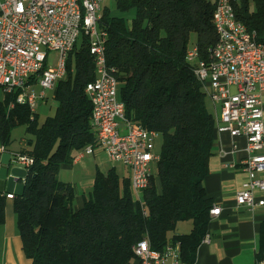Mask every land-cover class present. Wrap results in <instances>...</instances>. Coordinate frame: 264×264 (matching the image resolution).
<instances>
[{
	"label": "trees",
	"instance_id": "obj_1",
	"mask_svg": "<svg viewBox=\"0 0 264 264\" xmlns=\"http://www.w3.org/2000/svg\"><path fill=\"white\" fill-rule=\"evenodd\" d=\"M129 22L103 8L101 27L108 32L107 56L120 81L119 99L127 117L163 136L161 160L143 201H136L130 178L116 168L96 172L93 192L75 209L73 185L63 182V165L96 144L87 85L96 67L81 37L70 53L66 77L55 91L56 115L41 125L37 113L12 96L0 102V136L5 146L12 131L25 126L31 138L20 149L33 163L26 167L21 194H13L23 250L31 264H138L135 247L148 240L163 252L180 245L181 259L194 264L207 237L214 201L205 179L214 156L216 122L206 93L187 59L192 35L207 61L218 37L215 4L208 0H114ZM236 17L264 44V0H231ZM75 66V67H74ZM13 108H10L11 104ZM31 143V145H30ZM7 194L0 191V224L6 220ZM191 221L192 231L177 232ZM264 253V221L260 257Z\"/></svg>",
	"mask_w": 264,
	"mask_h": 264
},
{
	"label": "built area",
	"instance_id": "obj_2",
	"mask_svg": "<svg viewBox=\"0 0 264 264\" xmlns=\"http://www.w3.org/2000/svg\"><path fill=\"white\" fill-rule=\"evenodd\" d=\"M104 1L0 0V96L2 100L12 96L36 113L38 102L46 100L47 93L66 77L69 55L84 35L96 67V79L87 85L86 94L97 140L79 157L103 150L111 162L129 170L132 193L142 202L161 160V133L130 120L119 99L120 81L107 56L108 32L101 27ZM208 1L215 4L217 43L207 61L197 46L188 50L187 59L212 101L217 131L247 140L242 163L247 179L236 200L255 210L264 207L263 43L258 38L257 44L247 40L246 25L237 19L231 0ZM52 53L56 58L51 61ZM16 161L25 168L33 163L19 152ZM221 212L214 205L210 214L217 217ZM135 255L138 264H187L179 244L160 252L144 240L135 247Z\"/></svg>",
	"mask_w": 264,
	"mask_h": 264
},
{
	"label": "crops",
	"instance_id": "obj_3",
	"mask_svg": "<svg viewBox=\"0 0 264 264\" xmlns=\"http://www.w3.org/2000/svg\"><path fill=\"white\" fill-rule=\"evenodd\" d=\"M55 91L56 89L49 92L55 93ZM262 102L264 109V95ZM25 144L24 141L21 145L25 146ZM20 149L11 152L10 163L16 162V155ZM7 150L3 144L0 149V166L2 156L8 152ZM214 151L209 174L205 179V187L214 205L220 206L222 212L219 216L212 217L207 241L200 245L194 264H260L264 262V253L262 257L259 255L264 207L250 210L248 207L240 206L236 200L238 192L247 179L242 165L247 157V140L244 137H232L229 133H219L216 128ZM79 156L78 153L73 164L66 167L71 169L79 165L81 168L86 167L84 161L87 156L101 158L103 163L110 161L101 149H95L91 155ZM11 166L12 164L8 166L6 181L1 179L0 174V191L7 195L18 193L10 190ZM24 178H17L16 181L23 183ZM85 199V196L76 194L75 209H81ZM192 228L193 224L187 227V230L177 232L187 234L192 231ZM0 264H31L23 250L13 199L7 200L6 220L4 224H0Z\"/></svg>",
	"mask_w": 264,
	"mask_h": 264
},
{
	"label": "rangeland",
	"instance_id": "obj_4",
	"mask_svg": "<svg viewBox=\"0 0 264 264\" xmlns=\"http://www.w3.org/2000/svg\"><path fill=\"white\" fill-rule=\"evenodd\" d=\"M250 8L251 10L255 9V3L254 0H250ZM107 7L110 9V12L113 16L123 18L127 21H131L135 16V11L130 12H123L116 8L115 1L114 0H105L103 4V8ZM196 43V35H192L191 41L189 44V49H192L195 46ZM81 42L79 43V46H81ZM56 58V54L52 53L50 60H54ZM75 67V66H74ZM40 90V89H39ZM46 100H40L37 104L36 113L39 117V123L42 125L44 121L48 117H53L56 115L57 108L59 106L56 98L55 93L48 92L47 93ZM2 101V96H0V102ZM206 102L209 112H214L213 104L209 96H206ZM31 138V135L27 133V129L25 126H19L16 127L10 136V141L7 144V153H5L2 156L1 166H0V174L1 179L6 181L8 178V166L9 164H12L11 166V177H10V190L13 192H18L17 194H21L23 192L24 184L22 182L16 181L17 178H24L26 176V168L22 166L19 162H11V152L17 151L23 146V142L29 140ZM29 142V141H27ZM163 145V136H160V139L158 141V151L161 153ZM3 146L2 139L0 137V149ZM13 159V158H12ZM12 161V160H11ZM84 163L86 164V167L81 168V166H77L73 169L66 167L68 165H63L59 177L62 181L69 183L74 186L76 194H79V196H85L86 198H90L92 192H93V181L96 176V172L99 168L102 172H108L112 168H116V171L118 175L120 176V179L123 180L125 178H128L130 175V172L127 168H125L120 163H113L111 161H106L103 163V159L90 156L86 157ZM135 200H138V197L135 195ZM192 226L191 221H183L180 222L177 231L187 230V227ZM191 230V229H190Z\"/></svg>",
	"mask_w": 264,
	"mask_h": 264
},
{
	"label": "bare ground",
	"instance_id": "obj_5",
	"mask_svg": "<svg viewBox=\"0 0 264 264\" xmlns=\"http://www.w3.org/2000/svg\"><path fill=\"white\" fill-rule=\"evenodd\" d=\"M246 34H247V40L250 41V44H257L256 33L251 32L247 26H246ZM263 49H264V44H263Z\"/></svg>",
	"mask_w": 264,
	"mask_h": 264
},
{
	"label": "water",
	"instance_id": "obj_6",
	"mask_svg": "<svg viewBox=\"0 0 264 264\" xmlns=\"http://www.w3.org/2000/svg\"><path fill=\"white\" fill-rule=\"evenodd\" d=\"M30 145H31V143H30Z\"/></svg>",
	"mask_w": 264,
	"mask_h": 264
}]
</instances>
